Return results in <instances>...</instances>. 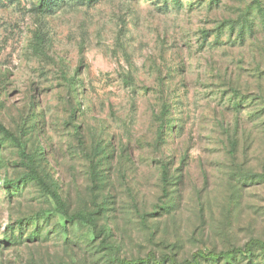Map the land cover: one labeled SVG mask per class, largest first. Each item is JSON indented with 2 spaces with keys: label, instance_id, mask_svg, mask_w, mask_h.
<instances>
[{
  "label": "rangeland",
  "instance_id": "374dc122",
  "mask_svg": "<svg viewBox=\"0 0 264 264\" xmlns=\"http://www.w3.org/2000/svg\"><path fill=\"white\" fill-rule=\"evenodd\" d=\"M42 1L0 0V264H264V0Z\"/></svg>",
  "mask_w": 264,
  "mask_h": 264
},
{
  "label": "trees",
  "instance_id": "16d2710c",
  "mask_svg": "<svg viewBox=\"0 0 264 264\" xmlns=\"http://www.w3.org/2000/svg\"><path fill=\"white\" fill-rule=\"evenodd\" d=\"M43 1H45V0H43ZM43 1H42V3H44ZM0 131L3 132L5 135L8 134L4 130V128H2L1 126H0ZM162 174H163V172H162ZM163 177H165V175H163ZM2 185L5 186L7 189H9L10 186L13 185V182H10L9 180H5L4 179V180H2ZM73 218H77L79 220H85L86 219V216H84V215H78V216H74ZM252 243H258L260 245V247L264 250V245L263 244H260L257 241H249L245 245V248L243 249V252H250ZM238 252L239 253H242L241 250H231V251H227V252H223V253H219V254L212 253V252H209V253L198 252L194 256V262H197L199 257H203V258H207V259H211V260H215V259H217L219 257H223V259L224 258H227V257H234V255L236 253H238ZM146 262H147V260H141V259L132 260L131 262H128V261L122 259V260H119L118 261V264H144ZM156 263L159 264V262H156ZM172 264H175V263L172 262Z\"/></svg>",
  "mask_w": 264,
  "mask_h": 264
}]
</instances>
